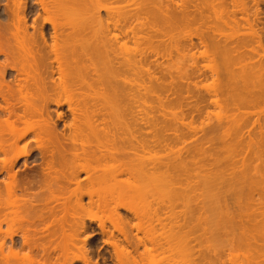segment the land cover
<instances>
[{
    "label": "bare ground",
    "instance_id": "6f19581e",
    "mask_svg": "<svg viewBox=\"0 0 264 264\" xmlns=\"http://www.w3.org/2000/svg\"><path fill=\"white\" fill-rule=\"evenodd\" d=\"M202 1L206 8L215 0ZM236 1L231 0L234 7L235 3L238 7ZM131 2L0 0V263L152 264L154 252L166 255L179 248L187 258L184 264H226L220 250L201 248L202 237L189 238L195 230L205 232V226L213 224L217 234L225 231V236L231 235V252L240 245L244 248L234 264H264V169L250 167L248 159L250 152L257 160L264 155V126H257L259 141L254 134L256 121L250 126L246 118L226 116L225 121H217L209 129L214 133L228 127L230 140L224 148L230 160L226 167L222 162L216 167L220 164L217 155L210 171L206 162L191 160L193 156L191 161L180 156L163 163L154 155L159 161L155 160L151 152L170 148L171 144L168 139L172 138L162 140L161 134L169 128L179 130L180 116L171 113L168 119L166 115L146 116L142 111L145 84L159 79L144 70L148 55L141 45L154 38L167 44L164 39L172 41L174 37L169 34L188 27L192 17H197L190 12H197H181L175 0H135L133 8L128 4ZM173 5L175 12H171ZM234 11H230L226 25L232 22L238 26V10ZM139 26H147L146 37L140 36ZM207 34L201 32L198 44L192 42L190 46L203 47L202 52L198 49L203 59L221 60L222 71L194 68L192 73L188 69L184 73V69L178 76H171V84L175 79L181 83L222 76L227 85L246 92L240 100L222 101L229 112L260 107L264 103V65L250 60L242 63L243 58L248 60L242 50L246 46L243 40L217 39ZM128 43L136 47L130 54ZM191 56L197 59L195 53ZM151 63L165 65L158 60ZM182 73L189 75L185 78ZM188 86L191 88L190 83ZM198 96L200 101H196L202 106L192 100L186 103L188 108L194 104L192 111L198 113L221 102L216 91L193 97ZM202 146L194 150L205 155L211 147ZM146 152L150 154L148 159L144 157ZM178 180L191 188L199 181L206 184L208 197L212 193L214 202L208 201L213 204L210 216L206 215L208 208L202 212L206 206L198 213L193 211L196 209L177 213L175 202L141 216L136 208L132 210L129 199L145 201L146 196L141 194L152 197L151 191L156 199L162 188H169L175 201L189 205L191 197L174 188L181 184ZM229 193L239 199L238 203L243 202L240 212L236 210L238 214L231 212L223 199ZM93 208L109 212L108 219L92 215ZM243 208H251V213L245 214ZM121 209L138 222L131 224L133 218L122 216ZM107 221L113 229L106 226ZM3 225L19 227L9 233ZM163 259L160 264H176L170 255Z\"/></svg>",
    "mask_w": 264,
    "mask_h": 264
},
{
    "label": "rangeland",
    "instance_id": "374dc122",
    "mask_svg": "<svg viewBox=\"0 0 264 264\" xmlns=\"http://www.w3.org/2000/svg\"><path fill=\"white\" fill-rule=\"evenodd\" d=\"M175 1H176L177 5L179 4L178 8L180 6L179 10L181 9V12H183V13H185L184 11H182L184 9L187 10L188 12L193 10V13L195 10V12H197V13L192 14V12H190V15H192V16L197 15L196 18H198L199 23H198L196 18L190 16V18L191 17L193 18V21H192L193 23L190 24L191 26L189 25L186 28H183V29L179 28L178 30L176 29V31L175 30L172 31L169 34V35L174 37L172 41L171 40L169 41L168 38L164 39L165 41L168 42L167 44H169V45H167L166 42L163 43L162 42L163 40L162 41L160 40L161 38H154L152 42H149L145 39L146 41L143 42L144 44L142 43V45H141V48L145 51L146 55H148L147 56L148 59H146L147 60L146 63L147 62L149 63V64L147 63L148 65L147 64L145 65L146 67L144 68V70H148L150 72V74L158 77V79H159L158 82L160 84V85L157 84L158 82L155 83L154 80H153L154 82L150 83L146 79V82H148V83L145 82L146 88L143 90V93L145 95V103H144V107L142 108L143 109L142 111L145 113L146 116H152V115L158 114L159 117L164 115V118H165V115H166V117H168V119H170L169 116H171L170 115L171 113L177 114V116L178 115L180 116V118L178 116L179 120L177 119L179 121L178 122L179 123L178 128L181 126V128H179V130H176L175 128H174L175 129L174 130V129H171L169 127H168L169 130L165 129L163 131V133L161 134V138H162V140L172 138V139H168L169 140L168 142L171 143L169 145L170 148L169 147L168 148H161V150L158 149V151H156V153H153L154 152L153 151V152H151V154H153V158L155 155L159 160L163 161V163H165L164 161L170 162V160H172L171 158H177L178 159L180 156L183 157L184 159H187V161H189L190 158L193 156L191 158V160L194 158L195 161H198V162L200 161V163L206 162L205 166H206V168H208V165H209V168H208L209 171L212 170L211 168H213L212 167L213 166L212 161L214 162L213 159L216 160L218 158V160L220 161V164H219V162H217V163L220 166L218 164H217L218 166H216L215 165L216 163L214 165L218 168V167H221V164L223 163L222 166L226 167V163L230 160V158H228L229 153L225 149L226 147L224 148V144L226 146V143L230 140V137L227 136V128L228 127L220 129L218 131H214V133L211 132L209 129H212V126L215 127V125H217V123H218L217 121H223V120L225 121L224 117L230 116V115H233V117H236L238 119L243 118V119H241L243 121H245V118H246V121H247V119H248V121L250 120V122H249L250 126L255 121L256 122L258 121V123L255 122V125H256L255 127H257L259 124H261V126L262 125L264 126V103L261 104L260 107L257 106V108H255V109H254V107H252V108L249 107V109L248 108H245V109L242 108L240 111V112H243L240 114L242 116L239 115V113H240L239 111L235 112V113L233 112L234 113L233 114L232 112L228 111V109L226 108V105L222 101H225L228 98L236 100V101L240 100L242 97L246 96V92H244L243 90H239L237 88H234V86L227 85L226 81H224L222 76H220L219 79H215L212 77H208L206 79H203L204 77H201V79L195 78L196 80H194L192 78L193 81L192 80H190V81L194 82L195 86H194V84H192V82H190L189 80H186L185 76H188L190 73H192V70L194 68L203 69V71L216 68V69H219L220 71H222L221 60H219L218 58L211 60V59H207L205 57L203 59L201 57L202 55L200 56V53L202 52L201 50H203L204 48L201 46H198L197 48L195 47V49H194L192 46H190L191 45L190 43L193 42L195 44H198V38H199L198 36L199 35L201 36V32H202V35L205 34V36L208 35L207 33H209L210 35L213 34L217 37V39L218 38H223V39L229 38L231 40H241V41L243 40V43L246 44V46L243 45L244 47L242 50L245 53V58H248V60L247 59L244 60V58H243L242 63H243V61H246L248 63L250 60L249 63H254L257 65H260V64L264 65V0H238V2L235 0L238 3V7H237L236 3H235V7H234V4L231 3V0H215L213 2H209L208 6L206 8H204L205 5L203 4L202 0H198V1L197 0H194V1L193 0H175ZM221 1L223 2L222 6L219 5ZM133 3L135 4V0H133V2L128 3V4L131 6ZM196 3L197 4L200 3V5H197ZM126 4L127 3H125V5ZM174 6L175 5H173V7ZM198 7L200 8V10ZM129 8L132 9L133 5H132V8L131 7H129ZM170 8H172V7H170ZM173 9H174V12L177 11V8L174 7L171 9V12H173ZM201 10H204V11H201ZM232 10H235V11L238 10L239 11V12L238 11L236 12L237 16H235V18L236 17L238 18L236 20L238 22L237 23L238 26L235 25L236 27L232 24V22L231 23L229 22L228 25L225 24L226 21H229L228 18L231 15L230 11H232ZM187 11H186V13H187ZM199 11H201L202 13L200 14ZM235 11H234V13H235ZM198 12H199V15H198ZM179 13H180V11H179ZM179 13H177V14H179ZM202 14L204 16H202ZM199 17L201 18V20L199 19ZM194 19H196V21H197L195 24H194V22H195ZM203 20H204V23L206 22L205 24L203 23ZM210 27H212L214 30L211 29ZM146 28H147V26L146 27L145 26L140 27V29L142 30V31L140 30L141 32H139V33H141L140 36L142 35L141 37H146L144 35H148V34H146V32L148 33V31H147L148 28H147V30H146ZM162 28H163V26H162ZM209 28L213 31V33H211V30ZM138 31H139V28H138ZM132 44L133 43H131V44L128 43V46H127V48L129 47L128 48V54L133 52L134 49H132V48H136L133 46L134 44L133 45ZM247 44L249 45V47ZM172 47H176V48H172ZM187 48H190V49L192 48L193 50L191 49V51H190V49H187ZM177 49L180 50L179 54H177L178 52H176ZM198 49L201 51L200 53H198V51H199ZM129 50H131V51H129ZM243 52H241V53H243ZM193 53H195V55H196L195 57H197V59L196 58L194 59V57L191 56ZM197 53L199 55H197ZM156 60H158L159 63L160 62L164 63L165 64L164 67H163V65L161 67H158L157 65H154V63H151V62H154ZM165 68H167L166 71H165ZM186 69H188V71H190V73L187 72L189 74L184 76L183 74L185 73ZM183 70H184V73H182V75H183V77H185L184 78L185 81H183L181 79L182 81L180 83V81H179L180 79L178 80V82L175 79L173 81L174 83L171 84V82L173 80L172 77L178 76L179 75L178 73L183 72ZM168 72H169V74H168ZM129 76H130V74H129ZM177 79H178V77H177ZM187 81H188V83H187ZM196 81H198V82H196ZM189 83L191 85V88H190V86H188L186 88V86ZM188 88L190 90L188 92H190V93L187 92ZM215 91L217 93H219V99L221 100L219 105H216V106L212 105L209 108L205 109L206 111L203 110V112H200V113H198L197 111H192L193 110L192 106L194 104L189 105V108L186 106L187 104H190L191 102L195 103L196 99L199 100V96H198V98H194L193 97L194 95L196 97L200 93V94L207 96L208 93H212ZM189 96L191 97L190 100H189ZM159 97L162 99H160ZM158 99H160L161 103H159ZM187 101L188 102L191 101V102L188 103ZM196 103H197V101H196ZM197 104L201 105V103H199V102ZM190 108H192L191 111L188 110ZM190 112H193V113H190ZM249 112H251V114ZM245 113H247V114H245ZM191 114H194V115H191ZM196 114H199V115H196ZM243 114H245V115L243 116ZM206 115L208 118H206ZM249 116L251 118H249ZM251 121H253V122H251ZM230 123H232V121H230ZM60 125L62 127V123ZM255 131H256L255 133L253 132L256 136L255 140L259 141L260 140V135H259L260 129H258V127H257ZM252 138H253V135H252ZM201 142L203 143V146H205L204 148L202 146L203 149H205V148L209 149V147H211L209 149L210 151L206 150V152L208 151L209 153L205 152L206 154L205 155L203 154L204 156L201 155V153H202L201 151H200L201 153L199 154L197 149H196L197 152L194 150L195 147L196 148L198 147V145H195V144H199V147H200V144L202 145ZM34 145H36V144H33V146ZM227 145H228V143H227ZM31 148L34 149V147H32V146H31ZM147 152H150V151L147 150ZM212 153H215V154H212ZM208 154H209V156H207ZM210 154H212L211 155L212 156L211 162L209 159ZM216 155H217V158H215ZM246 155H247V153L245 154V156ZM230 156H231V154H230ZM144 157H146L148 159V158H150V154H148V153L146 155L144 154ZM204 157H206V158H204ZM146 158L144 159L145 161L147 160ZM154 159H152V160L154 161ZM207 159H208V161H207ZM235 159H239V157L235 158ZM248 159L250 161V163H249L250 167L259 166V168H261L262 170L264 169V155L262 157H260L259 160H257L256 156L250 152ZM155 160H157V159H155ZM159 160H157V161H159ZM173 160H176V159H173ZM147 162H149V160ZM200 163H198V164H200ZM210 166H211V168H210ZM237 166L239 167V165H237ZM163 170H165V169H163ZM163 170H161L162 173H163ZM228 171H229V169H228ZM228 173L229 172H227V174ZM0 178H2V177H0ZM83 178H85V176ZM125 178H123V179H125ZM197 180H195V181H197ZM179 181L180 180H178L177 182L182 184V182H179ZM181 184H177V185L175 184L174 188L178 192L180 191L179 193H185L191 197V201L189 204L191 207V208L189 207L190 209H188L189 205L188 204L186 205L182 200L175 201L173 199V195H172L169 188H162L159 191V194H157L155 196L156 199L153 198V195L155 193H153L151 191V188H149V191H151V193L153 195H152V197H150L151 194H147V195L141 194L142 197L146 196V197H144L145 201L142 200L143 198L141 199V201L139 199H137L136 201H133L135 199L132 200V198L129 199V203L131 205L133 204V207L131 206L132 210H134L133 208H136L138 210V213H140V216H141V214L144 215L145 212L147 214L148 211L149 212L153 211L154 208H155V210L157 208H159L160 210H164L165 206L168 207L170 202H175V204H176L175 205L176 206L175 211L177 213H182V212H186L188 210H193V209H196V210H193L194 212H197V211L200 212L202 210L201 209L202 206H206V208H205L206 210H204V207H203L202 212L206 213V211H208L207 210V208H208L209 212H208V214L206 213V215L211 214L210 210L213 209L212 208L213 204H209L210 202L208 203V201L209 200L212 201L210 199L212 197V193H210L211 197L210 196L208 197V192H206V190H205L206 184L203 183L202 181L200 183V181H199L198 186L193 183L195 185V187L193 186L192 188H191V186L187 187L186 184H184V183L183 184L185 186H183V184L182 185ZM179 188H181V189H179ZM183 188H186V189L184 190ZM193 188H195V189H193ZM207 190H209V188H207ZM209 192H212V190ZM141 193H143V192H141ZM136 198H137V196H136ZM86 199L87 198L84 199V202L88 201V200L86 201ZM223 199L227 201L226 203H228V206H229L228 208L231 212L234 211L233 213H235V214L236 213L238 214L240 212L239 207L243 202L240 201V203H238L239 199L236 200V198L234 197V195H232V193H229V195H227V196L225 195V197L223 196ZM140 202H142V203H140ZM211 203H214V202L212 201ZM128 206L130 207L129 204H128ZM210 207H211V209H210ZM93 209H92V211H93L92 215L94 214L96 217H98V219H103V220L108 219L109 212L107 213L106 210L104 211L103 209H101V210L100 209H94L93 210ZM199 209H201V210L199 211ZM236 210H238L239 212ZM243 211L245 214L249 215L251 213V208H250V210L243 208ZM119 212L121 215L123 214L127 218H128V216L129 217L131 216L128 212H126L123 209L119 210ZM143 212H144V214H143ZM83 215H85V214H83ZM131 218H133V217L131 216ZM131 218H129V219H131ZM108 221L106 222V226H108V227L110 226L109 228L113 229L112 225H109L110 223ZM130 221L132 222L131 224L134 223V225L136 224V222H138V220L136 218H133ZM209 221H210V219H209ZM209 223H211V222H209ZM95 224L97 225V223H94V226H95ZM207 225L205 226L206 227L205 232L202 230H199V229L195 230V232H192L193 234L190 235L189 238L200 239V237H202L201 238V248L202 249L205 250L207 248H210L211 250H213V249L220 250L224 254L226 264L238 263L239 256L244 252V248L240 245V246L234 248L235 251L233 250V252H231L232 246H233V244H232L233 239H232L231 235L225 236L224 234H228V233H225V231H223V233L221 232L222 234L220 233L221 235H219V233L217 234V230L212 228L213 224H211V226H210V224H207ZM17 226L19 227V225H17ZM17 226L13 227V229H12V227L9 229L8 227H5V225H3V227H4L3 230L4 231L6 230V232L8 231L10 233L9 230L15 231L17 229ZM121 226H123V225H121ZM146 227H148V226H146ZM214 228H215V226H214ZM160 232H162V231H160ZM134 233H136V231H134ZM138 235H140V233ZM143 235L144 234L142 233L141 236L144 237ZM198 236H200V237H198ZM83 238H85V237H83ZM16 239L18 241L19 237L14 238L15 241H16ZM18 243H20V241H18ZM259 243L262 244L263 242L259 241ZM99 244H100V246L102 245L101 241H99ZM80 245L81 244H79L78 246H80ZM149 247L151 248L150 244H149ZM142 248H140V251H143ZM74 249L75 248H73V250ZM109 249H110V247H109ZM18 250H20V249H18ZM74 251H72V252H74ZM77 252L75 251L74 253L78 254ZM212 254L213 253L210 252V255H212ZM153 255H154V258H152V260H153L152 264L162 263V261L164 260L163 257L168 256V255H170L172 261L176 264H184L187 261L185 253L179 248H175L173 250V252H170L169 254H166V255H163V254L158 255L155 252L153 253ZM18 258H20V257H18ZM16 261L12 260V262H14V263H16ZM20 261H23V260L21 259ZM18 263L19 262H17L16 264H18ZM23 263H25V261Z\"/></svg>",
    "mask_w": 264,
    "mask_h": 264
}]
</instances>
